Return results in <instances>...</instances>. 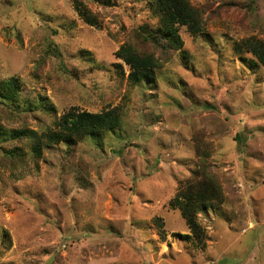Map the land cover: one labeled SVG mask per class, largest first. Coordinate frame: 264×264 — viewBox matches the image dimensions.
Returning <instances> with one entry per match:
<instances>
[{"label":"rangeland","instance_id":"1","mask_svg":"<svg viewBox=\"0 0 264 264\" xmlns=\"http://www.w3.org/2000/svg\"><path fill=\"white\" fill-rule=\"evenodd\" d=\"M73 1L0 0V82L22 86L0 126L42 132L70 110L112 108L122 126L21 164L0 141V264H264V67L236 51L264 41V0H190L205 30L183 28V48L166 54L136 34L156 28L146 0H82L101 29ZM128 43L160 59L154 83L129 84L115 58ZM199 141L225 197L199 216L203 248L180 237L190 229L171 207L203 162Z\"/></svg>","mask_w":264,"mask_h":264},{"label":"trees","instance_id":"2","mask_svg":"<svg viewBox=\"0 0 264 264\" xmlns=\"http://www.w3.org/2000/svg\"><path fill=\"white\" fill-rule=\"evenodd\" d=\"M106 6H112L111 0H93ZM151 8L152 19L156 28L149 25L139 27L136 31L145 43H150L153 50L166 54L178 51L184 46L181 30L186 28L196 37L205 30L202 12L193 6L190 0H146ZM74 7L80 19L87 25L102 28L99 16L92 12L82 0H74ZM237 53L250 54L257 61L256 66L264 67V41L250 37L236 45ZM116 60L122 61L129 72L128 82L132 86L144 83H154L156 72L162 67L155 52H141L134 44H124L116 53ZM123 71V65L117 66ZM21 82L13 77L0 82V106L6 112L14 114L19 107ZM123 114L118 108L104 110L101 113L70 110L56 120L53 127L39 132L33 129H5L0 126V141L10 143L2 154L9 164L26 162V156L39 161L46 150L61 144L77 147L85 140L100 142L102 138L116 132L122 126ZM202 143L196 142V153L202 157L199 168L192 177L180 183L176 197L171 201V207L179 210L182 218L190 229V234L180 236L184 241L195 246L205 247V230L199 216L210 210L217 211L225 203L224 191L218 177L212 172L211 150L203 148ZM161 236H164L162 219L156 220Z\"/></svg>","mask_w":264,"mask_h":264}]
</instances>
